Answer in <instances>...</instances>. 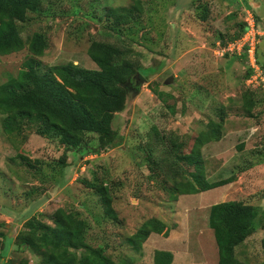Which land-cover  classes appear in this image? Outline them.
I'll return each instance as SVG.
<instances>
[{"label":"rangeland","instance_id":"1","mask_svg":"<svg viewBox=\"0 0 264 264\" xmlns=\"http://www.w3.org/2000/svg\"><path fill=\"white\" fill-rule=\"evenodd\" d=\"M134 1L43 0L39 13L17 23L24 41L36 33L46 37L47 48L37 58L40 71L66 63L94 69L87 54L94 40L119 44L141 70L125 109L110 116L113 139L106 149L89 135V144L64 150L59 133L37 131L41 120L34 126L22 118L10 134L0 113L4 264L41 262L19 249L15 237L32 217L53 226L57 210L77 214L87 224L85 244L101 249L113 264H153L155 250H172V264H218L208 212L226 201L257 208L255 232L236 255L249 264L264 260V36L249 56L238 50L240 38L228 43L251 17L264 31V0H140L132 35L115 33L110 26L116 14L109 9L120 13ZM28 55L25 48L0 56V86L17 76ZM222 117L220 139L195 147L193 154L200 131ZM175 136L177 147L171 149ZM198 156L206 181L233 182L177 195L170 171H178L177 177L194 171ZM94 179L109 191L114 220L104 216L99 193L82 182ZM150 219L162 222L168 236L151 234L135 249V236Z\"/></svg>","mask_w":264,"mask_h":264},{"label":"trees","instance_id":"2","mask_svg":"<svg viewBox=\"0 0 264 264\" xmlns=\"http://www.w3.org/2000/svg\"><path fill=\"white\" fill-rule=\"evenodd\" d=\"M42 1L0 0V56H7L25 48L29 53L24 68L17 76L0 86V113L5 115L4 130L12 134L15 123L22 118H28L34 126L35 122L41 120L42 124L37 131L41 134L59 133L64 150L69 151L81 144H89V135H97L98 146L106 149L113 139V133L107 131L110 116L125 109L129 89L134 87L132 82L141 67L134 59L123 56L119 44L94 40L87 51L89 59L95 65L94 69L66 63L47 66L40 71L41 65L37 58L47 48L46 37L36 33L24 41L17 23L24 22L28 13H39ZM140 3V0H135L131 8L122 9L120 13L118 10L109 9V14H116L110 29L119 34L126 30L127 36H131L134 29L130 24L136 25L134 19L140 11ZM203 18H206V14ZM246 29L247 24L241 23L239 33L228 43L241 38ZM248 105L245 106L246 110L251 107V102ZM222 122L223 117L220 122L208 121L206 129L200 131L194 139L193 154H196L195 147L220 139ZM154 134L157 135L156 132ZM178 139L176 136L171 138V149L177 147ZM198 160L199 156L194 157V171H187L186 175L177 177L178 171H170L177 195H194L233 182L231 177L206 181L201 175L202 167ZM156 163L154 160L151 167L154 168ZM82 182L99 193L104 216L114 220L116 215L106 186H102L97 179ZM257 219V208L243 202L226 201L209 207L207 222L217 247L218 264H249L237 257L236 248L255 232ZM86 226L77 214L57 210L54 213L53 226L32 217L25 224L26 230L20 231L14 242L19 249L41 258V262L37 261L35 264H113L101 249L85 244ZM152 233L168 236V230L162 222L150 219L136 234L134 248L139 249ZM4 239L8 240L0 232V264H4L6 255V250L2 249ZM261 246L264 250V236ZM152 261L153 264H172L173 254L155 250ZM258 264H264V260Z\"/></svg>","mask_w":264,"mask_h":264},{"label":"built area","instance_id":"3","mask_svg":"<svg viewBox=\"0 0 264 264\" xmlns=\"http://www.w3.org/2000/svg\"><path fill=\"white\" fill-rule=\"evenodd\" d=\"M249 19H246L247 29L245 30L240 40L236 42V46L240 43V48H238V50L240 49L243 50L247 54V56H249V53H253V55L255 54L254 47L258 42L257 38L264 36V31L257 30L256 24H254L253 18L251 17V19L250 20ZM228 50L230 51L229 48Z\"/></svg>","mask_w":264,"mask_h":264},{"label":"water","instance_id":"4","mask_svg":"<svg viewBox=\"0 0 264 264\" xmlns=\"http://www.w3.org/2000/svg\"><path fill=\"white\" fill-rule=\"evenodd\" d=\"M139 77H140V76L137 74V76H136V79H138V80H139Z\"/></svg>","mask_w":264,"mask_h":264},{"label":"crops","instance_id":"5","mask_svg":"<svg viewBox=\"0 0 264 264\" xmlns=\"http://www.w3.org/2000/svg\"><path fill=\"white\" fill-rule=\"evenodd\" d=\"M152 234H154V233H152ZM151 236V234L149 235V237ZM168 251H172V250H168Z\"/></svg>","mask_w":264,"mask_h":264}]
</instances>
